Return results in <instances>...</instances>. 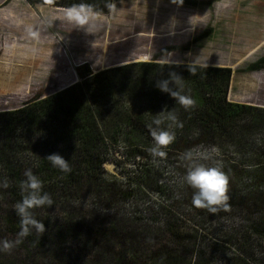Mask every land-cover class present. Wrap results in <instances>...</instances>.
Segmentation results:
<instances>
[{
    "label": "rangeland",
    "instance_id": "374dc122",
    "mask_svg": "<svg viewBox=\"0 0 264 264\" xmlns=\"http://www.w3.org/2000/svg\"><path fill=\"white\" fill-rule=\"evenodd\" d=\"M193 1L114 0L116 11L102 14L99 28L88 33L64 18L66 8L0 0V114L80 83L76 68L83 65L93 74L119 68L116 97L143 112L148 88L137 92L130 83L148 70L132 64L169 57L230 68L227 101L251 106L222 130L201 131L179 120L183 127L171 129L176 139L164 147L165 157L154 159L146 151L153 143L147 124L165 106L171 109L163 99L140 119L136 139L111 147L117 162L105 163L102 174L111 186L93 190L85 180L57 191L54 205L33 209L45 231L33 229L0 251V264H264V64L249 70L264 58V0ZM168 48L174 49L165 53ZM45 140L40 130L19 126L12 148L33 161L50 151ZM212 146L219 156L198 162L222 163L230 196L229 209L215 214L192 205L194 190L182 182L187 162L180 159L187 150ZM18 201L0 187V240L16 239L20 229L5 220L18 217Z\"/></svg>",
    "mask_w": 264,
    "mask_h": 264
},
{
    "label": "trees",
    "instance_id": "16d2710c",
    "mask_svg": "<svg viewBox=\"0 0 264 264\" xmlns=\"http://www.w3.org/2000/svg\"><path fill=\"white\" fill-rule=\"evenodd\" d=\"M27 1L31 5L42 4L60 8L83 2L92 4L97 11L107 14L109 9L106 4L114 0ZM174 1L184 5H196L193 0ZM172 49L174 48H168L165 53ZM154 60L156 59L149 63L132 64L148 70L144 77L130 83L137 92L148 88L145 93L150 100L148 99V104H144L145 111L143 112L137 113L134 108H129L116 97L115 73L119 71V68L93 74L87 68L88 66L83 65L76 68L82 79L80 83L46 98L36 99L35 102L26 104L14 112L1 113L0 120H3V123L0 124V154L3 158L0 173L1 178L7 180L9 184L7 192L11 200L20 201L22 199L20 182L25 178L24 172L28 168H32L33 173L41 179L43 191L52 197L54 204L58 199L57 191H68L69 187L80 186L85 180L90 185L88 187L93 190L110 187L111 184L102 179V174L105 163L115 164L117 162L116 156L111 152V147L119 144L120 141L127 144L136 139L140 130V119L143 115L145 118L152 115L151 108L163 99L170 103V108L176 112L178 120L187 119L201 131L203 127L210 130L226 129L229 122L235 121L246 111H251V106L227 101L232 76L230 68L208 67L198 71L196 75H191L185 64L167 66L156 63ZM261 64H264V58L252 65L249 70H256ZM126 68L127 66L122 69ZM84 69L86 71L82 73ZM170 70L184 78V94L194 100V104L187 109L176 103L169 94L153 86L154 77L166 78ZM148 79L152 86L147 84ZM74 91L78 92L74 94ZM119 97H124L122 91ZM190 109H195V112H191ZM19 126L32 129V132L34 130L43 132L46 138L43 144L50 151L37 154L33 161L18 156L12 148V140ZM54 152H58L68 160L71 167L70 173H62L47 161L45 157ZM257 205L262 206L258 203ZM69 220V217L65 216L63 223ZM5 223L11 228L20 229L19 217L10 216ZM174 264H182V262Z\"/></svg>",
    "mask_w": 264,
    "mask_h": 264
},
{
    "label": "clouds",
    "instance_id": "9594fccd",
    "mask_svg": "<svg viewBox=\"0 0 264 264\" xmlns=\"http://www.w3.org/2000/svg\"><path fill=\"white\" fill-rule=\"evenodd\" d=\"M106 7L110 12L116 11L115 3H108ZM102 15L95 9V6L87 3H74L64 10V18L74 24L76 27L83 28L85 32L91 33L93 28H99L96 23ZM29 35L36 37L37 33L29 32ZM162 64L171 66L179 65L182 61L173 60L170 57L161 61ZM207 62H201L199 59H193L187 64V70L191 75H196L198 71L208 68ZM154 87L163 93H167L174 98L175 102L185 109L194 104V100L184 94V78L175 71H168L167 77L155 81ZM170 122L166 127H161L165 122ZM175 127H183V123L178 120L174 110H169L165 106L159 113L155 114L151 122L147 124L149 133L152 137V146L146 149L151 156L163 158L166 155L164 147L171 144L175 139ZM219 149L215 146L210 148L190 149L184 152L180 159L187 162L186 171L182 177V182L191 187L192 205L195 208L206 209L209 213L215 214L222 210L227 211L229 205V178L224 173L222 163L215 160L213 166H208L198 161L213 160L219 156ZM52 167L62 173H70L71 167L68 160L58 153H52L45 157ZM24 179L20 182L22 199L13 205L17 216L19 217L20 230L16 234L15 240H0V251H9L16 245L22 243L23 238L27 237L34 229L38 233L45 231V224L35 218L33 209L44 206L51 207L54 204L52 197L43 191V182L35 175L32 168L24 172ZM0 187H9L5 180Z\"/></svg>",
    "mask_w": 264,
    "mask_h": 264
}]
</instances>
